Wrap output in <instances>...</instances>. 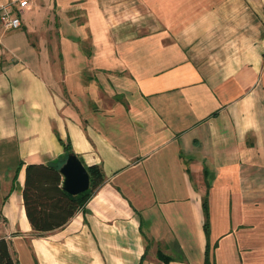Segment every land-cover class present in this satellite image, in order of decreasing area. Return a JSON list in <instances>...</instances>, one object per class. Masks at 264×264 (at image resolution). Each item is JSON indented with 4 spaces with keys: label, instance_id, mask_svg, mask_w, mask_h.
<instances>
[{
    "label": "crops",
    "instance_id": "0c3cea01",
    "mask_svg": "<svg viewBox=\"0 0 264 264\" xmlns=\"http://www.w3.org/2000/svg\"><path fill=\"white\" fill-rule=\"evenodd\" d=\"M53 6L69 67L39 64L30 45L0 66V150L16 158L0 165V237L19 264L20 250L31 264H205L206 250L211 264H264V0ZM104 80L127 99L97 98ZM79 95L94 108L78 112ZM67 141L105 180L63 227L37 234L24 166L62 158Z\"/></svg>",
    "mask_w": 264,
    "mask_h": 264
},
{
    "label": "trees",
    "instance_id": "16d2710c",
    "mask_svg": "<svg viewBox=\"0 0 264 264\" xmlns=\"http://www.w3.org/2000/svg\"><path fill=\"white\" fill-rule=\"evenodd\" d=\"M60 142H62L59 139ZM65 154L62 158L46 163H28L24 166V183L21 196L26 217L33 231L37 234L50 232L63 227L68 220L80 209H83L89 198L103 184L105 180L102 168L98 164L85 165L89 175V187L78 193L70 194L61 186L59 168L68 153H74L70 143L63 142ZM23 165L18 162L14 180ZM204 215L203 228L208 238L209 214L207 191L202 199ZM208 249V245H207ZM159 259L167 263L171 259L162 252L158 253ZM0 264H19L17 258L9 249L8 240L0 237ZM205 264H211L209 251L206 250Z\"/></svg>",
    "mask_w": 264,
    "mask_h": 264
},
{
    "label": "rangeland",
    "instance_id": "374dc122",
    "mask_svg": "<svg viewBox=\"0 0 264 264\" xmlns=\"http://www.w3.org/2000/svg\"><path fill=\"white\" fill-rule=\"evenodd\" d=\"M54 3L55 0H29L28 7L23 10L22 15L26 24H28V21L31 23L28 26H22L19 29L8 31L2 35L0 43H3L8 48L4 47L6 49L5 55L8 54L9 56L4 55L3 57V50L0 46V51L2 52V56L0 53V66L8 62V59L13 58L12 51L10 49L15 50L22 55H28L30 52V45L32 47L31 52L34 50L38 57H40L39 64L42 65L47 62L52 71L59 72V70H61L62 73L65 68L69 67L62 61L61 57V46L59 45L61 21L55 14V6H53ZM63 29L64 33H67L70 36L72 35L70 33L73 31H70V28L64 27ZM84 38L85 39L79 42V48L83 53H89L91 50L90 41L86 37ZM34 52L32 54H34ZM44 59H49V61H44ZM82 67L83 69H90L91 65L83 60ZM83 80L86 81L87 78L83 77ZM103 83H108V86L103 89L101 85H99L98 89L101 91L98 92L97 98L100 96L101 99L105 101L109 99L124 101L125 98L127 99L126 93L117 91V87H121L120 83H112L110 80L107 82L104 80ZM106 89L110 92L109 97L106 95ZM65 95H68V93L66 92ZM78 101L79 109L77 111L80 113L84 114L86 111H90L94 108L92 105L94 102L91 95H88L87 97L79 95ZM14 153V147L11 146L7 149L5 148L0 150V165L8 168L14 166L16 162ZM19 257L21 264H31L30 258L24 250L19 251Z\"/></svg>",
    "mask_w": 264,
    "mask_h": 264
},
{
    "label": "water",
    "instance_id": "95a60500",
    "mask_svg": "<svg viewBox=\"0 0 264 264\" xmlns=\"http://www.w3.org/2000/svg\"><path fill=\"white\" fill-rule=\"evenodd\" d=\"M61 186L70 194H78L89 187V175L79 157L68 153L59 168Z\"/></svg>",
    "mask_w": 264,
    "mask_h": 264
},
{
    "label": "built area",
    "instance_id": "2783aa9c",
    "mask_svg": "<svg viewBox=\"0 0 264 264\" xmlns=\"http://www.w3.org/2000/svg\"><path fill=\"white\" fill-rule=\"evenodd\" d=\"M29 0H0V40L8 31L22 26V12Z\"/></svg>",
    "mask_w": 264,
    "mask_h": 264
}]
</instances>
